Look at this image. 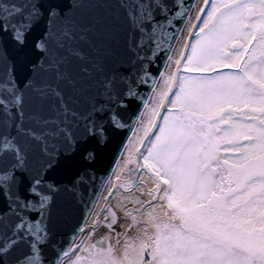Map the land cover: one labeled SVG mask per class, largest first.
I'll return each mask as SVG.
<instances>
[{"label": "snow or ice", "instance_id": "6c2138e0", "mask_svg": "<svg viewBox=\"0 0 264 264\" xmlns=\"http://www.w3.org/2000/svg\"><path fill=\"white\" fill-rule=\"evenodd\" d=\"M0 66V264H264V0H0Z\"/></svg>", "mask_w": 264, "mask_h": 264}, {"label": "water", "instance_id": "95a60500", "mask_svg": "<svg viewBox=\"0 0 264 264\" xmlns=\"http://www.w3.org/2000/svg\"><path fill=\"white\" fill-rule=\"evenodd\" d=\"M186 2L191 4L192 0H186ZM162 63L163 60H158L157 64L154 65V71L156 67L161 66ZM2 71L3 68L0 66V74H2ZM142 91L147 93V88ZM134 113L135 108L126 114V119L129 123H131ZM127 133V129L117 132L112 136L107 146L98 150L97 160L89 169L95 179L89 184L79 186L75 197L71 191L63 190L65 187L71 188V185L67 183L66 174H61L57 177V179L64 181L61 185L62 190L56 195V207L53 210V231L57 244L66 242L72 236L75 228L81 223L82 217L86 211L81 200L86 203L93 196L98 195ZM34 155L38 156V150L34 152Z\"/></svg>", "mask_w": 264, "mask_h": 264}, {"label": "bare ground", "instance_id": "6f19581e", "mask_svg": "<svg viewBox=\"0 0 264 264\" xmlns=\"http://www.w3.org/2000/svg\"><path fill=\"white\" fill-rule=\"evenodd\" d=\"M196 2L199 3L200 0H196ZM191 3H192V2H191ZM192 15H194V12L192 13ZM178 44H179V42H177V45H175V46L173 47V52H174L175 48L178 46ZM162 65H163V63H162ZM161 70H163V68H161ZM130 136H131V133L128 132L127 135H126V137H125V139H124V141H123V143H122V145L125 144V143L127 142V138L130 137ZM122 145H121V148H120V150H119L118 153H120L121 151H123ZM117 159H118V154H117V156H116V158H115V160H114V162H113V164H112V166H111V170H110V172L108 173V176H107V178L105 179V182L103 183V185H105L106 182H107V180H108L109 178H111V177L114 175V173H113L112 170L116 167V165H115V161H116ZM101 194H103V188H102V187H101V189H100L98 195H101ZM98 195H97V196H98Z\"/></svg>", "mask_w": 264, "mask_h": 264}, {"label": "rangeland", "instance_id": "374dc122", "mask_svg": "<svg viewBox=\"0 0 264 264\" xmlns=\"http://www.w3.org/2000/svg\"><path fill=\"white\" fill-rule=\"evenodd\" d=\"M185 34H186V33H185ZM178 42H179V41H178ZM178 50H179V44H178V46L175 48L174 53H177Z\"/></svg>", "mask_w": 264, "mask_h": 264}]
</instances>
